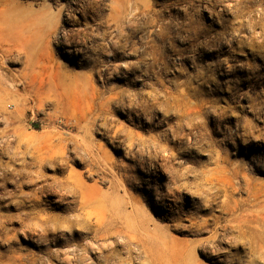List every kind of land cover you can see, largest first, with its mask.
I'll return each mask as SVG.
<instances>
[{
    "label": "rangeland",
    "instance_id": "obj_1",
    "mask_svg": "<svg viewBox=\"0 0 264 264\" xmlns=\"http://www.w3.org/2000/svg\"><path fill=\"white\" fill-rule=\"evenodd\" d=\"M8 1L0 264H264V0Z\"/></svg>",
    "mask_w": 264,
    "mask_h": 264
},
{
    "label": "bare ground",
    "instance_id": "obj_2",
    "mask_svg": "<svg viewBox=\"0 0 264 264\" xmlns=\"http://www.w3.org/2000/svg\"><path fill=\"white\" fill-rule=\"evenodd\" d=\"M27 15L28 10L24 5L20 4L16 6L8 0H0V111L6 114L4 119L7 123L10 122V119L15 114L21 117L25 111L26 103L28 102L26 94H20L15 89L19 85L17 82L23 86L24 91L26 88H34L32 77L34 78L35 71L28 46L30 45V36L28 34L29 25ZM20 56H24L25 60L23 61L21 70L16 75L11 74L12 76H8L2 72V69L4 68L3 64L8 62L16 64L18 62H14L13 58ZM34 100L36 101V104H38V107L42 106L43 101L38 93H35L33 101ZM9 105L13 107L11 111H8L7 109Z\"/></svg>",
    "mask_w": 264,
    "mask_h": 264
}]
</instances>
